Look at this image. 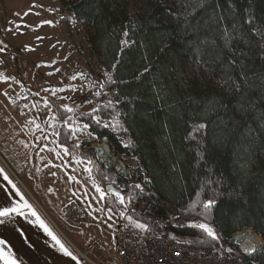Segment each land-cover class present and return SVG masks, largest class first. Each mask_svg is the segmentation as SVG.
<instances>
[{"label":"trees","instance_id":"trees-1","mask_svg":"<svg viewBox=\"0 0 264 264\" xmlns=\"http://www.w3.org/2000/svg\"><path fill=\"white\" fill-rule=\"evenodd\" d=\"M130 1L70 0L62 11L90 28L91 53L107 72L99 93L111 96L76 121L115 159L134 158L139 174L128 177L91 143L71 142L66 123L57 144L67 159L87 163L113 213L147 199L160 220L194 215L212 228L174 231L183 242L220 250L243 229L264 239V0H146L140 11L129 10ZM190 63L218 90H195L183 75ZM35 170L33 157V179ZM36 191L44 211L67 227ZM235 254L264 264V248Z\"/></svg>","mask_w":264,"mask_h":264},{"label":"rangeland","instance_id":"rangeland-1","mask_svg":"<svg viewBox=\"0 0 264 264\" xmlns=\"http://www.w3.org/2000/svg\"><path fill=\"white\" fill-rule=\"evenodd\" d=\"M69 2L70 0H0V119L24 122L27 124L25 130H33L35 126L42 129L40 125L49 122L56 133L59 124L66 123L71 131V142L91 143V146L100 148L98 154L102 160H111L128 177L138 175L134 158L122 156L115 159L104 142H96L85 125L76 121L77 116L96 108L86 102V97L92 92L99 93L107 72L91 53L88 43L90 28L77 23L72 15L62 11ZM145 4L146 0H131L129 10L140 11L146 8ZM173 18L170 15L166 20L171 21ZM183 75L194 85L195 90L203 94L213 93L220 87L196 63L186 64ZM103 95L106 96L105 102L111 97L107 93ZM48 99L57 106L54 113ZM97 122L113 130H117L119 125L118 122ZM38 140L37 137V142ZM43 152L45 156L40 157L39 173L42 183L50 189L58 186L65 198H69L71 192L79 191L77 182L71 179L72 172L67 167L62 172L56 171L48 161L49 150L45 149ZM83 181L85 183L82 185L87 187L91 198L100 200L101 192L105 196L106 192L95 180L100 191L90 188L85 177ZM116 195L113 191L112 196L120 200ZM125 209V206H121L117 212ZM131 216L136 218L135 215ZM198 227L212 234V228L199 219ZM243 230H250L256 235L259 249L255 254L260 253L264 248V239L254 230ZM81 232H87V229L77 232L78 237L82 236L79 235ZM108 247L106 256L109 252L115 253V242L109 240Z\"/></svg>","mask_w":264,"mask_h":264},{"label":"crops","instance_id":"crops-1","mask_svg":"<svg viewBox=\"0 0 264 264\" xmlns=\"http://www.w3.org/2000/svg\"><path fill=\"white\" fill-rule=\"evenodd\" d=\"M26 125L0 119V264H78L71 245L80 248L87 237L96 239L102 247V255L106 256L108 242L116 241L125 211L113 213L105 208L102 192L100 200L89 196L87 187L82 185L84 177L90 188L100 191L99 186L91 177L86 162L67 159V153L57 144L51 123L40 125L42 129L35 126L33 130H25ZM45 149L49 150L47 157L52 168L62 172L67 167L72 172L71 179L77 182L79 191L71 192L69 198L64 197L58 186L50 189L42 183L40 157L45 156ZM33 157L35 179L29 174ZM36 189L67 227H59L44 211ZM71 204L78 206L85 218L93 222L87 232L79 234L81 237L77 236L80 230L66 223L61 213L62 207ZM126 222L130 228H145L143 221L132 216ZM113 255V251L107 254Z\"/></svg>","mask_w":264,"mask_h":264},{"label":"built area","instance_id":"built-area-1","mask_svg":"<svg viewBox=\"0 0 264 264\" xmlns=\"http://www.w3.org/2000/svg\"><path fill=\"white\" fill-rule=\"evenodd\" d=\"M105 101V95L95 92L86 97V102L94 106ZM104 161L117 168L111 160L105 158ZM61 213L74 229H89L93 224L76 205L62 207ZM131 215L138 216L145 223L143 230L128 226L126 219ZM197 226L198 218L194 215H173L160 220L152 200L135 199L121 218L113 256L102 255L101 245L92 237H87L80 248L71 245V249L78 264H248L235 251L248 257L239 250L245 241L254 245L255 252L259 249L258 238L250 230L235 233L231 245L220 250L189 244L173 236L174 231H189Z\"/></svg>","mask_w":264,"mask_h":264},{"label":"water","instance_id":"water-1","mask_svg":"<svg viewBox=\"0 0 264 264\" xmlns=\"http://www.w3.org/2000/svg\"><path fill=\"white\" fill-rule=\"evenodd\" d=\"M96 150L100 152V148L96 147ZM111 189H113L111 186L106 187V191L110 192ZM171 237V236H170ZM240 252L242 254H246L249 256H253L255 254V248L254 245L251 242L245 241L243 245L239 248Z\"/></svg>","mask_w":264,"mask_h":264}]
</instances>
